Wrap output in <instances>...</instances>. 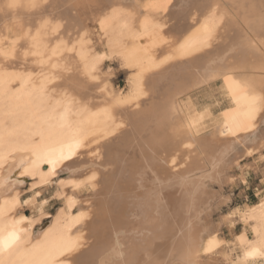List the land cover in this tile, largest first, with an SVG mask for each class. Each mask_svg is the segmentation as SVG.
I'll use <instances>...</instances> for the list:
<instances>
[{"label":"bare ground","instance_id":"1","mask_svg":"<svg viewBox=\"0 0 264 264\" xmlns=\"http://www.w3.org/2000/svg\"><path fill=\"white\" fill-rule=\"evenodd\" d=\"M263 151L264 0H0V264H264Z\"/></svg>","mask_w":264,"mask_h":264},{"label":"rangeland","instance_id":"2","mask_svg":"<svg viewBox=\"0 0 264 264\" xmlns=\"http://www.w3.org/2000/svg\"><path fill=\"white\" fill-rule=\"evenodd\" d=\"M103 71L106 73L108 72L107 74L111 75V80L116 88H126L128 74L126 71L120 68L117 63L114 62L106 64ZM220 87H222V83L221 81H218L217 89ZM203 95L204 92H199L196 94L195 97L198 98L197 102L201 103L202 105L203 103H205V105L210 104L213 113L215 115H219L224 105L218 92H214L212 96L206 98ZM216 97H218V99ZM212 129L213 127H209L204 131V133H208ZM241 167L242 168L233 169L231 171L233 182L229 186L224 185L223 187L224 197H230V200L227 205L221 207L222 209H220L219 212L217 211V213H215L213 219L211 220L212 222L218 224L221 221L220 219L229 212L235 209L244 211L247 206L258 204L262 197H264V151L263 158L257 160L246 158L241 162ZM214 190L218 191V186H214ZM55 210L56 208H51V213L53 214ZM234 225L235 226L232 228L230 225H225V227H223V231L221 232V237H223L225 241L229 242L230 246H233V243H237L239 239L244 237H253L252 225L246 219H238ZM228 251L231 252V248L228 249ZM233 253L236 254V252Z\"/></svg>","mask_w":264,"mask_h":264}]
</instances>
